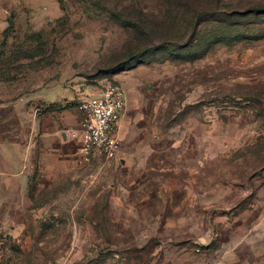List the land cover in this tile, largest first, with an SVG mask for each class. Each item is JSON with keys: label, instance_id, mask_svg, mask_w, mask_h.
<instances>
[{"label": "rangeland", "instance_id": "obj_1", "mask_svg": "<svg viewBox=\"0 0 264 264\" xmlns=\"http://www.w3.org/2000/svg\"><path fill=\"white\" fill-rule=\"evenodd\" d=\"M32 2H0V264H264V0ZM139 11L171 24L140 62L117 18ZM110 84L115 157L43 189L6 172L36 116Z\"/></svg>", "mask_w": 264, "mask_h": 264}, {"label": "crops", "instance_id": "obj_2", "mask_svg": "<svg viewBox=\"0 0 264 264\" xmlns=\"http://www.w3.org/2000/svg\"><path fill=\"white\" fill-rule=\"evenodd\" d=\"M27 2L33 3L32 0ZM57 4L60 9L58 1ZM43 8L48 11L46 6ZM82 120L83 113L78 107L64 109L61 112L40 113L31 125L33 129L29 130L31 133L27 132L22 139L25 141L24 146L23 142L20 143V155H25L27 161L20 160L17 164H10L6 172H17V180H22L26 186L30 173L34 172L35 181L40 189L52 187L71 175L86 172L80 154ZM117 134L121 141L120 128ZM98 156L95 154L93 159Z\"/></svg>", "mask_w": 264, "mask_h": 264}, {"label": "built area", "instance_id": "obj_3", "mask_svg": "<svg viewBox=\"0 0 264 264\" xmlns=\"http://www.w3.org/2000/svg\"><path fill=\"white\" fill-rule=\"evenodd\" d=\"M127 103L126 90L112 84L81 102L80 154L84 162H90L95 154L108 159L115 157L120 147L117 131Z\"/></svg>", "mask_w": 264, "mask_h": 264}, {"label": "trees", "instance_id": "obj_4", "mask_svg": "<svg viewBox=\"0 0 264 264\" xmlns=\"http://www.w3.org/2000/svg\"><path fill=\"white\" fill-rule=\"evenodd\" d=\"M117 18L132 32L129 53L131 54V57L137 59L138 62L142 61L143 58L153 49V46L146 43V36H151L156 32H162V34L168 32V27L171 25L168 20H163L160 25H158L151 19H148L147 15L142 11H139L137 14L134 12H117ZM187 46H189V43ZM182 48L183 47L181 46L176 48L173 41L165 39L157 45L155 50L159 49L168 54L175 55L177 51H181Z\"/></svg>", "mask_w": 264, "mask_h": 264}]
</instances>
